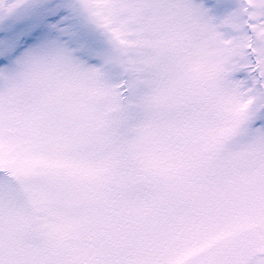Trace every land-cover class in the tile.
Returning <instances> with one entry per match:
<instances>
[{
	"label": "snow or ice",
	"instance_id": "snow-or-ice-1",
	"mask_svg": "<svg viewBox=\"0 0 264 264\" xmlns=\"http://www.w3.org/2000/svg\"><path fill=\"white\" fill-rule=\"evenodd\" d=\"M0 264H264V0H0Z\"/></svg>",
	"mask_w": 264,
	"mask_h": 264
}]
</instances>
